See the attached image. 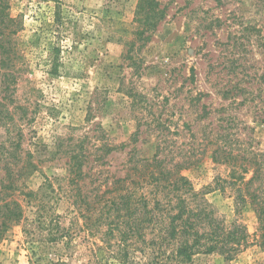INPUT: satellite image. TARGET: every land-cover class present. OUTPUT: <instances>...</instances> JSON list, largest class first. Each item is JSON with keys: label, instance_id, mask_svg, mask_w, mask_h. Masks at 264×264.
<instances>
[{"label": "rangeland", "instance_id": "obj_1", "mask_svg": "<svg viewBox=\"0 0 264 264\" xmlns=\"http://www.w3.org/2000/svg\"><path fill=\"white\" fill-rule=\"evenodd\" d=\"M150 1L0 0V224L19 218L0 231V264H116L96 195L120 178L149 191L153 159L249 235L232 260L178 264H264L214 154L246 150L264 168V0Z\"/></svg>", "mask_w": 264, "mask_h": 264}, {"label": "trees", "instance_id": "obj_2", "mask_svg": "<svg viewBox=\"0 0 264 264\" xmlns=\"http://www.w3.org/2000/svg\"><path fill=\"white\" fill-rule=\"evenodd\" d=\"M144 1L155 12V4ZM14 32L3 34L2 38ZM245 151L238 156L217 146L214 154L222 155L230 167L228 182L235 192V211L249 205L254 212L257 228L253 240L264 251V178L261 175L264 168L253 152L244 154ZM245 156L249 158L244 159ZM238 161L250 164L252 175L248 180L245 178L247 170L244 171ZM151 165L156 166L158 173L150 174L153 183L149 191L132 188L125 178H120L112 182L115 189L106 190L99 197L96 195L104 204L93 225L101 233L102 247L112 261L116 264H178L190 262L198 253H215L232 260L249 245L245 226L236 221L226 226L215 219L184 176L172 178L171 169L162 168L160 161L153 159ZM107 194H112L108 200L104 199ZM9 215L10 210L2 217L0 231L7 222H18L17 216L8 218ZM82 226L88 228V225ZM66 236L70 237L68 231L61 233L60 238ZM137 253L139 260H135ZM48 264L69 262L58 258Z\"/></svg>", "mask_w": 264, "mask_h": 264}]
</instances>
